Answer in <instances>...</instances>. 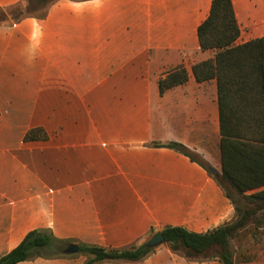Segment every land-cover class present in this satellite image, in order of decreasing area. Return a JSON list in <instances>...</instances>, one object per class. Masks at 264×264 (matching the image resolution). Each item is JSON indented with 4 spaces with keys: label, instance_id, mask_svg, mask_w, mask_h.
I'll return each mask as SVG.
<instances>
[{
    "label": "crops",
    "instance_id": "crops-1",
    "mask_svg": "<svg viewBox=\"0 0 264 264\" xmlns=\"http://www.w3.org/2000/svg\"><path fill=\"white\" fill-rule=\"evenodd\" d=\"M20 0H0V7ZM212 0H55L45 17L0 25V257L32 230L61 253L16 264H83L70 243L119 248L151 229L206 232L235 217L208 171L155 142L176 141L221 170L216 79L199 82L197 29ZM236 44L264 36V0H232ZM184 67L185 83L159 80ZM43 127L45 140L24 141ZM233 264H264V227L232 241ZM190 260L166 244L137 262Z\"/></svg>",
    "mask_w": 264,
    "mask_h": 264
},
{
    "label": "trees",
    "instance_id": "trees-1",
    "mask_svg": "<svg viewBox=\"0 0 264 264\" xmlns=\"http://www.w3.org/2000/svg\"><path fill=\"white\" fill-rule=\"evenodd\" d=\"M54 1L36 0L44 6L43 11L36 14L28 13L31 0L0 7V25H9L29 16L43 18ZM240 33L232 0H212L209 15L198 26L197 35L200 48L214 50L215 55L194 64L193 74L199 82L210 79L217 82L221 170L212 173L210 166L180 142L154 143L172 148L205 168L234 204L235 217L202 233L182 226L153 228L134 243L119 248L79 243V252L86 256L83 264L141 261L155 250L148 248L146 243L159 231L173 252L190 260L218 257L223 264H233L231 242L242 241L264 227V36L236 44ZM187 80L186 69L179 67L159 80L160 93ZM48 137L45 129L39 126L29 129L24 141ZM250 223L254 225L252 231L248 230ZM65 243L57 240L49 230L35 229L1 256L0 264H16L38 256L58 254ZM217 248L218 253L210 254Z\"/></svg>",
    "mask_w": 264,
    "mask_h": 264
},
{
    "label": "water",
    "instance_id": "water-1",
    "mask_svg": "<svg viewBox=\"0 0 264 264\" xmlns=\"http://www.w3.org/2000/svg\"><path fill=\"white\" fill-rule=\"evenodd\" d=\"M210 171L212 173H215V172H217V169L211 167ZM165 242L166 241H165V238H164L162 232L159 231L158 233H156L153 237H151L147 241L146 246L148 248H155L157 246H160L161 244H164ZM78 252H79V245L76 244V243L68 244V246L64 250V253H66V254H75V253H78Z\"/></svg>",
    "mask_w": 264,
    "mask_h": 264
},
{
    "label": "rangeland",
    "instance_id": "rangeland-1",
    "mask_svg": "<svg viewBox=\"0 0 264 264\" xmlns=\"http://www.w3.org/2000/svg\"><path fill=\"white\" fill-rule=\"evenodd\" d=\"M43 9H44V6L43 5L38 4L36 2V0H31V5H30V9L28 10V13H30V14L40 13V12L43 11ZM214 168H216V167H214ZM217 171H220V170H218V168H217ZM236 196H238V195H236ZM242 202H244V200H242ZM262 212H264V211H262ZM253 228H254V225L252 223H250L249 226H248V230L252 231ZM219 251L220 250L218 248L217 249H213L210 252V254H212V253H218Z\"/></svg>",
    "mask_w": 264,
    "mask_h": 264
}]
</instances>
